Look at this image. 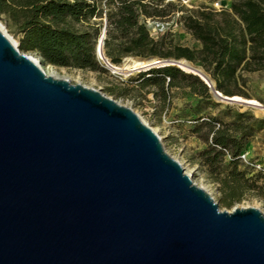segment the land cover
<instances>
[{
  "label": "water",
  "instance_id": "obj_1",
  "mask_svg": "<svg viewBox=\"0 0 264 264\" xmlns=\"http://www.w3.org/2000/svg\"><path fill=\"white\" fill-rule=\"evenodd\" d=\"M0 264H264V212L222 209L131 107L47 75L0 25Z\"/></svg>",
  "mask_w": 264,
  "mask_h": 264
},
{
  "label": "trees",
  "instance_id": "obj_2",
  "mask_svg": "<svg viewBox=\"0 0 264 264\" xmlns=\"http://www.w3.org/2000/svg\"><path fill=\"white\" fill-rule=\"evenodd\" d=\"M176 4H153L147 0H0V19L21 35L23 53H36L55 67L103 70L98 56L100 27L92 19L106 14L105 55L119 64L124 56L159 59H186L211 75L224 95H245L241 72H264V0H232L221 11L201 7L195 14L182 17L184 28L200 43L192 48L174 42L170 33L155 38L143 16L164 18ZM138 87H114L118 98L133 97V92L147 89L163 103L171 100L174 90H189L207 107L217 106L210 88L197 75L177 66L153 68L140 76ZM195 113L192 126L206 147L192 155L208 179L218 184L222 207L242 202L256 186L240 169L242 152L256 132L253 123L225 122L220 117ZM228 169V171H227Z\"/></svg>",
  "mask_w": 264,
  "mask_h": 264
},
{
  "label": "rangeland",
  "instance_id": "obj_3",
  "mask_svg": "<svg viewBox=\"0 0 264 264\" xmlns=\"http://www.w3.org/2000/svg\"><path fill=\"white\" fill-rule=\"evenodd\" d=\"M231 5L232 0H228L225 4ZM211 1H194L189 6L180 10V17L190 14H195L201 7H210ZM212 7V6H211ZM174 10L167 16L165 21L167 25L164 28L165 33L156 35L152 29L149 28L151 36L159 38L167 33L174 42L188 45L192 48H200L201 45L193 36L188 33L183 26H176V12ZM175 14V15H174ZM174 15V16H173ZM92 24L95 27H100L99 40L105 28V18L92 19ZM0 25L5 31L7 36L12 41H16L17 45L20 44L21 35L17 33L16 28L10 27L4 20L0 19ZM167 30V31H166ZM107 36V27L106 35ZM105 40V39H104ZM105 53V49L103 48ZM30 56L40 59L41 66L49 73L48 75H56L59 78L68 79L73 84H82L87 87L101 90L106 95L123 102L131 107L141 118L157 133L163 142L166 150L173 157L180 161L185 168V171L192 175L194 182L205 188L216 201L220 203L221 192L218 184L212 183L203 168L199 164H195L192 160V155L203 150L206 145L197 135L193 134L192 126L194 119L197 117L195 114L197 109L199 116L207 117L208 114L220 117L225 122L244 121L253 123L256 127V132L250 138L245 150L242 152L240 169L246 172V177L250 183H255V187L249 192L246 198L235 204L233 207H222L224 210L232 211L236 206L239 207H257L264 212V110L257 106H250L242 102H226L215 100L218 105L214 107H207L206 103H199V98L190 93L189 90H174L171 100L167 103L159 98H156L152 92H147L145 89L141 93L133 92V97L118 98L115 94L111 93L110 89L114 87H138L140 76L147 73L153 68L151 67L145 71L134 72L130 75H125L119 72H114L106 63L100 59L103 70L90 71L81 70L78 68H65L55 67L49 65L40 58L36 53H27ZM106 56V55H105ZM139 58L136 56H124L119 64L123 65L125 59ZM149 58V57H148ZM143 59V58H140ZM147 59V58H144ZM198 66V65H196ZM241 89L245 95L240 96L247 100H256L264 107V72H241ZM228 171V169H227ZM221 205V204H220Z\"/></svg>",
  "mask_w": 264,
  "mask_h": 264
},
{
  "label": "bare ground",
  "instance_id": "obj_4",
  "mask_svg": "<svg viewBox=\"0 0 264 264\" xmlns=\"http://www.w3.org/2000/svg\"><path fill=\"white\" fill-rule=\"evenodd\" d=\"M11 40V38H9ZM103 36H101L100 40H99V43H102V40H103ZM11 42L13 43L14 46L17 47V43L16 41H12ZM102 56L104 58V62L106 61L108 63V61L106 60V57H104L103 53H102ZM33 58V60L38 63L40 66H41V62H40V59L38 58H35L33 56H31ZM108 67L110 69H112L114 72H119V73H122V74H125V75H130V74H133L134 72H138V71H145L151 67H154V66H162L161 63H158V62H153V61H150V60H147V59H140V58H130V59H125L123 65L121 66H116L114 64H110L108 63L107 64ZM177 65L179 67H181L183 70L189 72V73H195V74H199L201 75L203 78L205 79H208V75L207 73H205L204 71H202L201 69H196L194 67V65L192 64H189L187 62H185L184 60H181V61H178L177 62ZM42 67V66H41ZM43 68V67H42ZM44 69V68H43ZM150 70V69H149ZM45 73L48 75L49 73H47V71L44 69ZM53 76H56L54 74H52ZM236 101L238 102H242V103H249V104H252V105H255V106H258L259 108H261V104L256 101V100H247V99H244L240 96H234L233 97ZM263 107V106H262ZM264 110V108H261Z\"/></svg>",
  "mask_w": 264,
  "mask_h": 264
},
{
  "label": "built area",
  "instance_id": "obj_5",
  "mask_svg": "<svg viewBox=\"0 0 264 264\" xmlns=\"http://www.w3.org/2000/svg\"><path fill=\"white\" fill-rule=\"evenodd\" d=\"M147 1L150 3H153V4H161V7L168 5V4H171V3L176 4L179 7H186V6H189V4L194 2V1H208V0H147ZM209 1H211V3H212V5H211L212 7L211 6L210 7L213 8L214 10H217V11L228 9L230 7V5H228V3L225 4V2H228V0H209ZM105 2H106V0H105ZM176 16H178V18H176V22H175L176 26H178V27L183 26L184 23L181 20L179 11L176 12ZM104 18H105V27H106L107 26L106 14H104ZM166 20H167V16L164 18H153V17L143 16V21L146 23L148 28H150V29H152V31H154V33L156 35L165 33L164 28L166 26H169L165 22ZM98 56H99V59L104 61V58L102 56H100L99 54H98ZM105 63H106V65L108 64L106 61H105ZM250 106H255V105H250ZM261 107H262V105H261ZM262 108H264V107H262Z\"/></svg>",
  "mask_w": 264,
  "mask_h": 264
}]
</instances>
